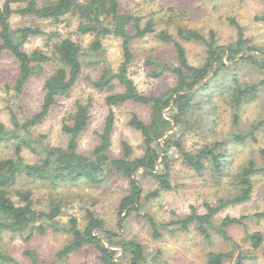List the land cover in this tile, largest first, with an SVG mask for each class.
I'll use <instances>...</instances> for the list:
<instances>
[{
	"label": "trees",
	"instance_id": "obj_1",
	"mask_svg": "<svg viewBox=\"0 0 264 264\" xmlns=\"http://www.w3.org/2000/svg\"><path fill=\"white\" fill-rule=\"evenodd\" d=\"M119 7L120 0H1L0 53L8 52L17 62L18 69L12 89L21 94L30 78L42 73L44 63L53 60L56 67L44 79L42 103L36 113L19 117L10 110L12 127L0 122V145L12 142L14 146L13 155L0 158V235H19L27 240L34 234L63 229L69 238L57 252L60 258L88 245L96 253L97 264H124L122 261L127 258H130L127 264H164L150 260L137 240L124 238L121 233L106 228L104 221L91 210L86 211L82 228L78 227L75 217H71L67 224H61L58 220L62 205L60 199L49 194V205L37 209L31 183H46L51 189L80 184L97 187L112 176L120 175L128 181V192L121 197L117 208L116 225L119 231L130 212L135 211L148 223L154 238L161 237L163 229L174 233L186 231L190 224H194L195 229L206 238H210L211 228L228 239L227 228L241 224L245 216H226L219 223L213 222L214 216L228 205L250 200L253 178L264 173V149L259 151V162L251 157L233 172L229 169L227 152L230 145L255 142L258 132L264 131V112L241 126L242 111L256 102L264 91V46L252 44L245 36L243 26L234 17L228 18L235 28L234 40L219 43L213 29L204 34L193 27L178 26L174 34L167 30L157 32L152 18L141 23L140 17L122 12ZM15 14L53 23H59L69 15L76 16L77 32L91 35L92 40L84 48L69 36L59 37L50 43L49 53L40 48L27 52L23 45L29 37L46 35L49 42L50 34L29 25L13 27L10 20ZM254 19L264 21V12L255 15ZM152 33L158 40L172 44L177 65H163V69L173 74L174 83L160 93L147 95L137 91L127 69L132 59L131 42ZM109 35L121 40L122 61L116 71L108 65L104 66L92 85L98 90H111L115 80L122 86V91L106 97L107 105L133 102L148 107L147 121L136 114H132L128 121V125L142 135L143 153L133 156L131 146L122 142V155L109 156L114 125L111 111L91 154L79 152L78 139L87 129L90 107L89 102L81 101H76L70 121L62 124V131L67 135L66 145L38 149L28 140L29 129L45 118L57 98L70 93L80 74L82 58L100 53L102 41ZM183 42L202 45L198 64L189 61ZM221 105L228 110L231 123V129L226 132L217 129L221 120ZM203 126L206 129L202 134L209 131L203 144L196 149H187L184 141L186 133L195 132ZM22 145L39 152L40 157L34 162L25 160L21 154ZM171 148L186 167L197 174L208 172L214 178L228 177L237 192L220 198L214 205L206 204L205 213L192 209L188 214L168 222L156 221L148 212H141V188L135 172L141 170L158 183L157 188L145 195L146 199L158 196L162 190H169L171 159L168 151ZM253 217L257 220L264 218V211L254 213ZM245 238L253 249H258L264 236L261 231H254L247 232ZM28 253L36 262L34 253ZM232 257V252H209L206 264H225ZM246 258L254 259L255 256L239 252L233 264H243ZM0 264L19 263L0 246Z\"/></svg>",
	"mask_w": 264,
	"mask_h": 264
},
{
	"label": "rangeland",
	"instance_id": "obj_2",
	"mask_svg": "<svg viewBox=\"0 0 264 264\" xmlns=\"http://www.w3.org/2000/svg\"><path fill=\"white\" fill-rule=\"evenodd\" d=\"M1 3V0H0ZM120 10L140 17L143 23L152 18L156 31L167 30L174 34L178 26L193 27L207 34L213 29L219 43L234 40L235 28L228 22L234 17L244 28L245 36L252 44L264 46V21L255 20V15L264 12L262 0H120ZM13 27L29 25L50 34L49 42L46 35L31 36L23 47L27 52L40 48L50 52V43L59 37H71L86 48L92 36L77 32L78 19L76 16H66L59 23L40 20L29 16L12 15ZM156 33V32H155ZM155 33L148 34L142 39L131 42L132 59L128 65L127 74L132 79L137 91L151 95L162 92L174 83L173 74L163 69V65H177L174 49L171 43L158 40ZM55 36H54V35ZM49 44V45H48ZM100 53L82 58L80 74L67 96H60L45 118L29 129L28 140L38 149L51 146H65L67 135L62 131L63 122H69L70 115L75 110L76 101L89 102V123L87 129L78 139V151L90 155L99 141L105 119L111 111L114 114V125L108 154L111 157L122 155V142H127L133 151V156H140L144 150L141 133L128 125L132 114L144 121L148 120L149 109L145 105L126 102L120 105H107L106 97L113 92L122 91V86L114 80L111 90H98L92 85L104 66L108 65L116 71L122 61L121 40L113 35L106 36ZM189 61L198 64L202 56V45L198 42H183ZM56 64L53 60L43 64L40 75H34L26 83L23 92L17 94L12 85L17 75V62L6 51L0 53V122L8 127L11 125L10 110L19 117L31 116L39 110L43 98V82L52 73ZM6 86H10L7 88ZM221 120L218 130L226 132L231 129L228 110L220 107ZM264 112V91L260 98L249 104L241 113L243 126L245 123L260 116ZM200 124L198 125V127ZM239 128H242V127ZM206 129H197L186 133L184 137L187 149L200 147L207 134ZM264 149V131L257 134L255 142L246 145H230L228 147V162L231 172L244 164L249 158L260 161L259 151ZM14 154L12 142L0 145V158ZM21 154L29 162L40 157L26 145H22ZM170 185L169 190H162L158 196L146 199L145 195L158 187L157 181L141 170L135 172V178L141 188V212H148L156 221L168 222L188 214L194 209L197 213H205V205H214L220 198H227L237 192L228 177L220 179L212 177L208 172L197 174L186 167L174 149H169ZM39 182V181H38ZM22 184V182H20ZM34 194V206L44 209L48 204V195H55L61 201V213L58 220L67 224L71 217L77 219L78 227L84 225L87 210L100 217L106 228L119 232L124 238L135 239L144 247V252L150 260L161 261L164 264H206L209 252H232L233 257L225 264H233L239 252L254 259H244L243 264H264V238L261 247L253 249L246 233L261 231L264 236V218L258 220L254 213L264 211V173L253 178V190L250 200L228 205L220 210L213 218L219 223L226 216L241 217V224H233L227 228L228 239L223 238L214 229L209 228L210 238L195 229L190 224L186 231L171 233L162 230V236L154 238L148 223L138 212H130L119 231L117 208L122 196L128 192V181L120 175L112 176L106 183L97 187L78 185L75 187H57L51 189L46 183H31ZM13 199H18L13 196ZM69 234L61 229L58 232L34 234L25 240L19 235H0V246L19 264H97L96 253L91 246H84L66 257L57 255L59 249L67 242ZM28 252L35 255L34 262ZM127 259L123 263L127 264Z\"/></svg>",
	"mask_w": 264,
	"mask_h": 264
}]
</instances>
